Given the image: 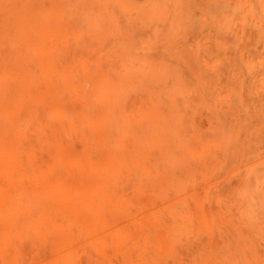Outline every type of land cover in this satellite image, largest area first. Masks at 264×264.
<instances>
[{"label":"rangeland","instance_id":"1","mask_svg":"<svg viewBox=\"0 0 264 264\" xmlns=\"http://www.w3.org/2000/svg\"><path fill=\"white\" fill-rule=\"evenodd\" d=\"M103 1L0 0V52L15 64L19 49L27 50L24 44L18 46L11 42L2 30L6 9L7 12H17L20 6H25L29 10L26 16L34 19L40 7L47 9L54 3L62 6L64 2L71 16L67 17L62 31L57 30L53 35L54 47L42 54V59L51 65L52 84L57 92L62 93L63 108L73 122L89 125L91 120L102 119L108 127L122 131L131 125L124 110L138 116L146 111L157 112L166 120L159 125L163 130L173 129L174 120H180L183 141L168 136L165 140H158L157 144L153 133L146 127L144 131L132 124V133L147 140L148 144L142 145L144 151L149 144L160 147L156 150L158 169L181 178L188 176L190 185L186 194L196 199L203 195L216 221L212 236L200 235L187 225V217L193 213L197 201L186 211L171 207L169 214L173 217L180 214L187 217L178 219L173 228L167 229L171 241L166 250L171 255L177 253L173 259L180 258L184 264H235V260H242L243 252L248 253L244 248V244H248L251 247L248 254L258 264H264V230L258 232L244 221V216L248 215L258 223H264V171H257L264 166V27L255 23L256 19L264 20L260 13L264 11V0H218L216 10L210 16V21L215 23L208 26H204L200 14H190L187 0H119L131 15L123 12L117 0H112L114 6L107 8L100 6ZM82 10H87L86 15L81 13ZM225 10L230 14L227 19H222ZM219 19L224 23H217ZM78 28L86 34L82 42L76 41L74 36L79 32ZM198 30H202L203 44L213 42V50L222 46L227 50L226 56L219 50L213 58L209 56L205 61L210 69H217L224 81L222 89L207 83L197 91L194 89L190 71L193 68L197 72V66L188 60L191 53L189 42L199 36ZM116 32H120V39L114 41L112 37ZM43 36L36 32L35 42ZM101 37L106 38L104 47L95 40ZM62 41L66 43L62 45ZM27 52L33 61L34 74L39 77V57L31 49ZM161 60L164 63L159 67V78H156V66ZM120 76L127 92L122 87L123 93H114L117 96L112 95L100 102L102 91H112ZM100 87L104 90L101 91ZM76 88L81 89V96ZM125 93L130 96L127 100ZM174 99L178 105L174 104ZM202 102L205 108L195 110L196 106H202ZM223 102L231 105L233 110L239 109L241 128L232 112L224 114L227 120L221 121L226 108ZM215 103L221 109L219 113L215 111ZM85 113L86 119L80 117L79 114ZM48 123L62 131L64 138L76 147L81 145L84 137L96 148L104 144L102 136L88 129L83 136H72L65 132L61 120L49 119ZM239 134L240 140L237 141ZM209 137L213 141L211 145ZM243 138L244 147L241 145ZM106 142L116 146L115 140ZM253 146L257 149H252ZM193 147H199L202 157L189 156L186 149L189 151ZM160 150L168 152L165 161ZM229 191L231 196H228ZM259 199L262 201L258 202ZM219 202L220 207L215 205ZM221 217L236 225L237 230L227 222L222 224ZM195 218L196 214L193 220ZM178 222L184 226H178ZM238 231L247 243L240 241Z\"/></svg>","mask_w":264,"mask_h":264},{"label":"bare ground","instance_id":"2","mask_svg":"<svg viewBox=\"0 0 264 264\" xmlns=\"http://www.w3.org/2000/svg\"><path fill=\"white\" fill-rule=\"evenodd\" d=\"M117 2L124 13L131 15L126 6ZM114 4L112 0H104L100 6L107 8ZM186 5L191 15H201L204 26L215 23L210 21V16L214 14L218 0H187ZM229 10H225L220 18L227 19ZM28 11L25 6H20L17 12L6 9L1 22L2 30L11 42L18 46L24 44L27 50L37 54L41 70L39 77L34 74L33 61L27 50L19 49L15 64L0 52V264H184L180 258L173 259L177 253L171 255L166 250L171 241L167 229L173 228L178 219L187 217L182 214L173 217L169 214L171 207L186 211L197 201L193 213L187 217L189 224H186L200 235L214 234L215 218L203 195L196 199L186 194L190 185L188 176L181 178L158 169L156 150L160 147L149 144L144 151L142 145L148 144L147 140L132 133L134 124L153 133L156 144L168 136L183 141L180 120H174L173 129L163 130L159 125L166 120L157 112L146 111L138 116L124 110L131 123L126 130L108 127L102 119L91 120L89 125L74 123L63 108L62 93L52 84L51 65L42 59V54L54 47L53 35L67 24L70 10L63 2L62 6L54 3L47 9L40 7L34 19L26 16ZM85 12L87 10L81 11L83 15ZM260 13L264 17V11ZM255 21L264 27V20ZM217 23H224V20L219 19ZM213 28L217 27L213 25ZM36 32L44 34L37 42L34 40ZM201 33L202 30H198L199 36L189 42V55L193 59L189 57L188 60L197 66V72L193 68L190 71L194 89L197 91L205 83L222 89L224 81L217 69H210L205 61L219 50L226 56L227 50L224 46L213 50V42L203 44ZM74 36L76 41L82 42L86 34L79 29ZM112 38L119 40L120 32ZM95 40L101 47L106 45L104 37ZM159 63L156 78H159V67L164 60ZM238 79L241 82L242 79ZM122 87L125 88L121 76L109 93H104V88L100 87V102L118 92L123 93ZM76 89L81 96V89ZM124 96L126 100L130 98L127 93ZM174 104L178 105L176 99ZM201 105L195 110L205 108L204 102ZM215 106L219 113L218 103ZM225 107L221 121L224 123L227 112H232L241 128L239 109L233 110L227 103ZM79 115L87 118L86 113ZM49 119L61 120L68 135L83 136L88 129L102 136L104 144L96 148L84 137L81 145L76 147L64 138L62 131L49 125ZM110 140H115V147L106 142ZM208 141L210 145L213 143L210 137ZM241 145L245 146L244 138ZM186 152L191 157H202L199 147L186 149ZM251 152L253 154V150ZM167 154L166 150L162 152L164 161ZM257 171L263 172L264 166ZM231 195L229 191L228 196ZM215 205L220 207L221 203ZM244 221L263 232L264 223H258L253 216H244ZM221 222H227L237 230L227 218L221 217ZM177 225L184 226L179 222ZM238 233L240 241L247 243L240 231ZM244 248L250 253L248 244H244ZM248 253L243 252L242 260H235V264H258Z\"/></svg>","mask_w":264,"mask_h":264}]
</instances>
